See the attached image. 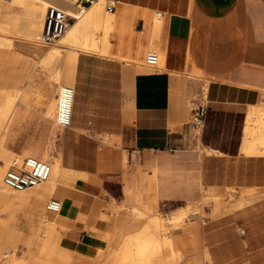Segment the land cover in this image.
<instances>
[{"label": "crops", "instance_id": "1", "mask_svg": "<svg viewBox=\"0 0 264 264\" xmlns=\"http://www.w3.org/2000/svg\"><path fill=\"white\" fill-rule=\"evenodd\" d=\"M156 9L166 13L161 42L166 71L158 75L131 62L115 63L113 56L69 49L62 83L75 89L70 125L54 135L56 122L47 111L38 115L21 108L15 114V106L5 144L25 158L44 160L56 139L54 155L61 153L63 166L99 173L102 190L125 207H160L174 215L191 205L211 213L213 207L202 204L204 182H214V175H203V150L240 159L234 163L243 171L249 107L264 99V0L118 1L109 9L118 21L114 54L139 56L147 48L146 27ZM22 57L0 51V91L18 88L22 68L29 81L34 63ZM200 103L208 112L197 129L190 115ZM214 165L221 166L217 157ZM252 173L249 177L258 179ZM100 195H87L80 214L68 223L67 234L91 249L105 245L115 225V217L101 211L112 199ZM94 228L98 236V231L89 233ZM234 228L228 226L225 233L236 235ZM213 238L208 237L210 244ZM234 238L219 249L239 250ZM229 251L220 258L231 256Z\"/></svg>", "mask_w": 264, "mask_h": 264}, {"label": "bare ground", "instance_id": "2", "mask_svg": "<svg viewBox=\"0 0 264 264\" xmlns=\"http://www.w3.org/2000/svg\"><path fill=\"white\" fill-rule=\"evenodd\" d=\"M89 1L92 3L87 6L85 3ZM106 1L0 0V47H15L35 57L41 62L43 68L51 70L54 82L60 85L58 96L61 88L67 86L62 84V65L69 49L113 56L115 63L131 62L139 69H153L158 75L166 71V49L161 45L162 33L166 26V13L160 9L154 11L155 16L151 21V26L146 27L148 29L147 50L144 49L145 51L143 50L139 56L123 55L118 52L114 54L113 42L118 21L116 12L106 7ZM49 6L58 7L76 19L51 46L42 41ZM149 16L145 14L144 18L148 20ZM13 34L23 37L14 38ZM149 50L156 51L159 56L156 65L146 62L145 57ZM206 83L208 86L209 79H206ZM18 99L19 93L0 92V264H88V260L90 264H181L184 258H188L185 264H204L206 259L214 260L211 249L203 247L199 224L197 222L181 224L183 216L190 210L188 207L167 218L173 221L175 228L182 227L181 232L169 234L170 229L166 218L158 214L149 216L153 210L144 205L134 206V208L141 210L137 219L142 220L148 217L147 220L143 221L142 226L138 228L128 226L127 217L120 214L121 208L125 206L118 203L115 198H112V205L116 207L113 211H107L109 205L106 203L101 208V211L108 212L115 217V225L106 240L107 243L100 245L97 249H91L88 246L79 248V242L75 237L67 234L70 229L67 224L80 214V206L82 207L81 204L87 201V195L99 197L100 194L106 193L101 188L102 181L99 173L92 174L71 169L63 166L61 161L53 160L56 139H52L43 157V161L49 162L52 167L49 179L22 191L8 187L5 183L7 170L15 160L25 159L6 147L4 136ZM58 106L59 97L53 98L46 110L49 116L55 117L54 135L58 127H64L58 123ZM255 134L257 137H254ZM257 145L264 146V99L261 103L251 104L249 107L241 148V156L246 158V163L242 167L243 176L239 166L234 163L237 158L229 157L220 153L219 150L206 149L205 171L214 175V182L208 188L209 191L203 199V204L208 203L207 198L210 194H213L212 198L228 200L236 191H239L237 194L241 197V200L234 204L236 209L244 208L252 199L257 198L260 187H238L243 183L241 181L250 178L252 171L251 175L254 177L264 178V151L257 149ZM221 155L223 164L215 170L214 159L215 157L219 159ZM232 164L233 167H231ZM221 175L225 178L224 186L216 179ZM204 177L207 176L204 175ZM221 208L222 204L214 203L212 215L222 214ZM5 209L10 211L9 217L3 216L2 211ZM243 212L246 213L247 210ZM242 220L245 218L243 217ZM20 223L24 224L22 229L19 227ZM249 227L248 230L242 227L240 234L236 233L233 236L235 237L234 242L240 247L239 250L247 247L245 235H254L260 231L254 222H249ZM5 230L9 231L7 236ZM95 231L99 230L94 228L93 232ZM259 238L260 235L254 237L253 244H256L255 241ZM112 245L117 247L118 252L105 259L106 251ZM19 248L23 250L22 255L18 254ZM251 252L250 257L259 256V253ZM228 257L231 256L228 254Z\"/></svg>", "mask_w": 264, "mask_h": 264}, {"label": "rangeland", "instance_id": "3", "mask_svg": "<svg viewBox=\"0 0 264 264\" xmlns=\"http://www.w3.org/2000/svg\"><path fill=\"white\" fill-rule=\"evenodd\" d=\"M116 3L117 2H114L113 0H107L106 1V7H108L109 5L115 6ZM85 4L87 6H89L91 4V2L89 1V2H86ZM83 14H85V13H83ZM13 37L14 38H20L23 36L13 34ZM45 44H48V43H45ZM54 44L55 43L48 44V45L51 46ZM0 51L18 52L19 55H24V57L20 58V60H22V61L23 60L24 61L31 60L34 63V71H33L34 73L32 71H31L32 73L30 72V75H29L30 78H29L28 82H27V76L28 75L26 74V69L24 70V68H22L23 70L21 69L19 72L20 82L18 83V88H16V89L15 88L14 89L8 88L6 90L4 89V90L0 91V92L12 93V94L19 93V99L17 101L15 114L21 108H25V109L31 111V113L38 114V115H40V114L45 115V112L48 109L49 105L51 104L53 98L57 99L58 89L60 86L59 84L54 82V79L52 78V75H51V74H53L52 71L47 70L46 68H43L41 65V62L38 61L32 55H30L26 52L20 51V50L16 49L15 47H11V48L10 47L9 48L8 47L7 48L6 47L5 48L0 47ZM74 52H75V54L78 53L77 51H74ZM149 52H156V51L149 50L147 52V54ZM69 53H70V51H67L65 54V57ZM95 53H97V52H95ZM39 64L41 65L42 68L40 67ZM65 83H67V82H65ZM24 99H25V102L23 101ZM204 103H206V102H204ZM21 104H24L25 107H19L18 108V106H20ZM195 107H197V105ZM191 116H192V114L190 115V119H191ZM11 118L12 117H10V120L8 122V124H9L8 129L6 131H4L5 138H6L8 131H9V127L11 125ZM54 120H55V117H54ZM62 128L58 127L56 134L58 131H62ZM254 137H257V135L255 134ZM55 142H56V140H55ZM60 145H61V137L59 135V137L57 138L58 149L61 148ZM6 147H7V145H6ZM256 148L259 149L261 152L264 151L263 145H257ZM54 150H55V148H54ZM203 151H205L206 152L205 154H207L206 148ZM205 154H204V158L206 159L207 155H205ZM222 155L219 157V161L221 164H223V162H222L223 156ZM52 158H53V160L56 159V160L61 161V163H62L61 153H60V155L58 154V156H56V155H54V151H53V157ZM239 160L240 159H237V161H239ZM204 162H205V160H204ZM214 166L217 169L220 168L219 167L220 165H214ZM231 167H233V164L231 165ZM240 173L243 176L244 172L241 171ZM209 174H211V173L208 171H205L203 175L208 176ZM215 174H217V172ZM216 179H217V181H221L222 186H224V181H225L224 176H222V175L217 176ZM241 182H243V183L242 184L239 183L240 184L238 186L239 188H242V187L245 188V187H249V186L260 187L257 198L252 199L250 201L251 203L249 202L248 204H246L247 206L245 205L244 208H241V209L239 207L237 209L234 208V204L241 200V197L238 195L239 191H236L234 193V195H232L228 200H224L223 198H222L223 200L221 198L220 199L212 198L213 194H210L209 197L207 198L208 206L213 207L214 203L222 204V208H221L222 214H220L219 216H213L212 213H209L206 211L204 206L193 208L191 205H188V208L190 210L187 211V213L183 216V218L181 220V224H183V225L188 224V223H192V222H197L199 224V228H200L201 232L206 230L205 236L207 239L205 238V240H203V247L204 248L206 247L209 250L211 249L214 260L209 261L206 259V260H204V264H264V241H261V240H264V191H263V189H264V178L263 179L262 178L261 179L260 178L259 179H257V178L251 179L250 178L246 181H241ZM204 184H203V193L204 194L202 197V204H203V201H204L203 199H204L205 195L208 194V191H209L208 188L212 185V184L209 185L206 182H204ZM102 196L103 197L109 196V198H111V199L113 198V197H111L110 194H106V193H103ZM210 202H212V203H210ZM106 204L109 205V208L107 209V211H113V209L116 208V207H113L112 200L109 202H106ZM183 209L184 208H181L179 212H181ZM151 210H153V213H151L149 216H151L153 214H158V215H161V216L166 218L167 226L170 229L169 234L181 232L182 227L181 228H175L173 221L170 219H167V218H170V216H172V215H170L165 209H161L160 207H155V209H151ZM243 210H247V212L245 213V212H243ZM140 211H141L140 209H137L134 207H125V208H121L120 214L127 217L126 223L128 224V226L138 228V227H141L143 224V221H146L148 218V217H144V218H142V220L137 219V215H139L138 213ZM2 212H3V216L5 215L6 217H9L11 215V213L8 209L3 210ZM243 217L245 218V220H242ZM138 218H140V217H138ZM249 222H254L258 226L260 231L258 233H255L254 235H248V234L245 235L246 236L245 238L247 241V243H246L247 247H245V249L236 250L235 252H234V250H231V251H229L230 253H233L231 255V257L220 258V257H222L223 252L226 253V252H228V250L219 249V247L222 246V244H224V242L227 243L228 241H231L232 240L231 238L234 236V234L231 235V234L225 233L226 228L228 226H233V227H235L237 234L238 233L240 234V232H241L240 229L242 227L247 229V230L250 228ZM19 227L22 229L24 227V224L20 223ZM67 227H69L68 224H67ZM92 232H93V229L89 231L90 234H92ZM218 232H219V234H218ZM8 233H9V231L5 230L6 236L8 235ZM98 234H100L99 231L96 232V236H98ZM109 235H110V233L108 235H106V237L104 239L107 240L109 238ZM210 235L211 236L216 235V238L214 239L216 242L213 241L214 242L213 244L209 243L208 237H210ZM259 235H260V238L257 239V241H255L256 244H253L254 243V237H257ZM261 235H263V237H261ZM217 239H220V240L217 241ZM252 244H253V249H252ZM78 246H79V248L85 247V246H82L80 243H78ZM252 250L255 253H259V256L257 258L255 257V261H252L251 257H250ZM18 251H19L18 254L22 255L23 250L21 248H19ZM117 252H118L117 247L115 245H112L111 247H109L107 249L104 258L108 259V257L113 256L114 254H117ZM187 261H188V258H184L181 261V264H185ZM88 264H90L89 260H88Z\"/></svg>", "mask_w": 264, "mask_h": 264}, {"label": "built area", "instance_id": "4", "mask_svg": "<svg viewBox=\"0 0 264 264\" xmlns=\"http://www.w3.org/2000/svg\"><path fill=\"white\" fill-rule=\"evenodd\" d=\"M90 2L92 3V1ZM108 8L113 10L114 6L109 5ZM70 19H74V17L64 10L49 6L42 32V41L48 44L55 43L66 32ZM145 59L150 65H156L159 56L155 52H149ZM74 96L75 92L72 87L63 86L61 88L58 96V123L60 125L68 126L71 123ZM207 108L206 104L200 103L193 110L191 122L197 129L202 128L204 125L208 112ZM51 172L52 167L49 162L27 157L22 161L15 160L13 162L6 172L5 183L11 189L22 191L47 181Z\"/></svg>", "mask_w": 264, "mask_h": 264}]
</instances>
